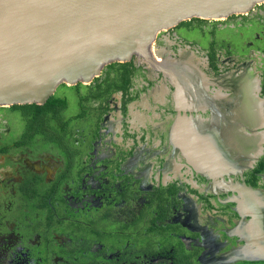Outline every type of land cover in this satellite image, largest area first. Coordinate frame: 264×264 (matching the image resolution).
Wrapping results in <instances>:
<instances>
[{
    "label": "flooded vegetation",
    "instance_id": "1",
    "mask_svg": "<svg viewBox=\"0 0 264 264\" xmlns=\"http://www.w3.org/2000/svg\"><path fill=\"white\" fill-rule=\"evenodd\" d=\"M253 15L263 27L161 33L149 59L61 87L46 122L1 113L0 264H264V5ZM231 21L243 33L217 36Z\"/></svg>",
    "mask_w": 264,
    "mask_h": 264
},
{
    "label": "water",
    "instance_id": "2",
    "mask_svg": "<svg viewBox=\"0 0 264 264\" xmlns=\"http://www.w3.org/2000/svg\"><path fill=\"white\" fill-rule=\"evenodd\" d=\"M264 0H0V110L43 105L106 66L150 58L184 22L251 16ZM253 254L264 260V243Z\"/></svg>",
    "mask_w": 264,
    "mask_h": 264
},
{
    "label": "rangeland",
    "instance_id": "3",
    "mask_svg": "<svg viewBox=\"0 0 264 264\" xmlns=\"http://www.w3.org/2000/svg\"><path fill=\"white\" fill-rule=\"evenodd\" d=\"M254 16L255 15H251V16H247V17L250 19H254L255 25L257 27H263V23L259 21L257 16H255V17ZM237 21H240V20H237ZM193 23L194 24H192L191 22L190 23L189 22L184 23L183 28L188 32H194V31L198 30L200 32L201 38L204 40H206L207 38H212V36H213L212 30L215 26L213 27L211 24V26H208L206 29L205 28L203 29V28H200V26H201L200 22L195 21ZM251 24H252V22L248 23V27L250 29L255 28L254 24L253 25H251ZM229 25H231L232 29L228 30V27H230L228 25H224V26L223 25H217V27L219 29V30L216 29V33H218L217 36H227V35H230L231 33H233V35H238L239 33H243V31L241 30V27H242L241 25L238 26L233 21H231V23H229ZM203 26H206V24H203ZM67 90L68 89L64 90V92H66ZM1 113H4L5 115L13 117L15 119V123L17 125H19L21 123V112L20 111H16V110H13L11 108H7V109H4L3 111H1L0 114Z\"/></svg>",
    "mask_w": 264,
    "mask_h": 264
},
{
    "label": "trees",
    "instance_id": "4",
    "mask_svg": "<svg viewBox=\"0 0 264 264\" xmlns=\"http://www.w3.org/2000/svg\"><path fill=\"white\" fill-rule=\"evenodd\" d=\"M67 87V86H63ZM58 106H65L64 102H61L59 99H56L54 96L50 98L45 104L43 105H25V106H14V109H22L24 110V114L28 119V122L31 126H33L38 121H48L49 115L51 111ZM29 125V126H30Z\"/></svg>",
    "mask_w": 264,
    "mask_h": 264
},
{
    "label": "bare ground",
    "instance_id": "5",
    "mask_svg": "<svg viewBox=\"0 0 264 264\" xmlns=\"http://www.w3.org/2000/svg\"><path fill=\"white\" fill-rule=\"evenodd\" d=\"M257 114H258V113H257V112H255V115H256V117L258 116ZM220 117H221V116H220ZM191 145H192V144H191ZM193 149H194V148H193Z\"/></svg>",
    "mask_w": 264,
    "mask_h": 264
}]
</instances>
